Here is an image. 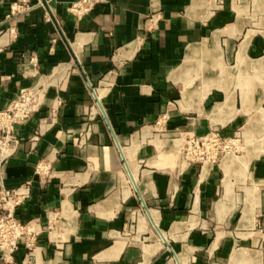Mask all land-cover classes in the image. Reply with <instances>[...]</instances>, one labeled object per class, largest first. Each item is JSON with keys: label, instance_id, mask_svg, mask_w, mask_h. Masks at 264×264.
Returning <instances> with one entry per match:
<instances>
[{"label": "crops", "instance_id": "0c3cea01", "mask_svg": "<svg viewBox=\"0 0 264 264\" xmlns=\"http://www.w3.org/2000/svg\"><path fill=\"white\" fill-rule=\"evenodd\" d=\"M73 1L0 0V108L47 81L15 130L56 113L32 151L0 155L40 232L11 264H264V0H98L80 17ZM161 116L168 132L242 131L244 154L180 167Z\"/></svg>", "mask_w": 264, "mask_h": 264}, {"label": "built area", "instance_id": "2783aa9c", "mask_svg": "<svg viewBox=\"0 0 264 264\" xmlns=\"http://www.w3.org/2000/svg\"><path fill=\"white\" fill-rule=\"evenodd\" d=\"M98 0H74L69 5V11L80 17L91 11ZM13 11V9H12ZM45 19L50 20V15L45 13ZM146 22V30L152 29L157 17L150 16ZM54 41V39H53ZM28 62L36 64V58L31 55ZM108 81V79H103ZM89 94L93 99L92 104L96 105L99 96V85H94L87 79ZM49 87L47 81H38L29 87L21 88L10 97L0 108V155H7L16 151L21 145L27 151H32L39 139L41 127L49 125L56 119V113L50 110L49 114L40 117V129H37L28 139L23 141L15 130L16 125L27 122L31 117L37 115L45 104L46 94ZM165 116L159 117L155 124L157 136L161 138L172 136L174 140H181L175 156L180 167L189 165H203L210 161H219L221 158L232 155L233 146H237L242 131L231 136H224L218 130H211L203 135H196L193 131L176 129L168 132L165 128ZM48 165L39 162L36 171L39 174L46 173ZM27 186L20 185L16 188H6L0 182V260L4 264H11V258L18 246L23 245L31 249L35 244L36 237L40 233L34 226V218L17 215L18 209L28 199ZM171 199L169 194L167 199Z\"/></svg>", "mask_w": 264, "mask_h": 264}, {"label": "rangeland", "instance_id": "374dc122", "mask_svg": "<svg viewBox=\"0 0 264 264\" xmlns=\"http://www.w3.org/2000/svg\"><path fill=\"white\" fill-rule=\"evenodd\" d=\"M240 139V142L238 143V145L237 146H233V149L232 150H234V152L233 153H231L233 156H235V158L236 157H242L243 156V154H244V151H245V148H244V146H243V143H244V135H243V138H239Z\"/></svg>", "mask_w": 264, "mask_h": 264}, {"label": "bare ground", "instance_id": "6f19581e", "mask_svg": "<svg viewBox=\"0 0 264 264\" xmlns=\"http://www.w3.org/2000/svg\"><path fill=\"white\" fill-rule=\"evenodd\" d=\"M230 158H234V156L233 155H228V156H225L223 159H222V161L224 160V159H230ZM242 250H235V251H233V253L231 254V256H230V264H234L236 261H237V259H239V257H241L242 256Z\"/></svg>", "mask_w": 264, "mask_h": 264}]
</instances>
